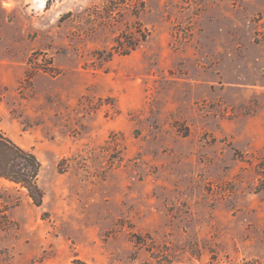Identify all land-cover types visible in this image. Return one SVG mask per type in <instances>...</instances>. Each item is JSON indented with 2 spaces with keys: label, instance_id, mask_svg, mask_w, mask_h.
Listing matches in <instances>:
<instances>
[{
  "label": "rangeland",
  "instance_id": "1",
  "mask_svg": "<svg viewBox=\"0 0 264 264\" xmlns=\"http://www.w3.org/2000/svg\"><path fill=\"white\" fill-rule=\"evenodd\" d=\"M0 264H264V0H0Z\"/></svg>",
  "mask_w": 264,
  "mask_h": 264
},
{
  "label": "trees",
  "instance_id": "2",
  "mask_svg": "<svg viewBox=\"0 0 264 264\" xmlns=\"http://www.w3.org/2000/svg\"><path fill=\"white\" fill-rule=\"evenodd\" d=\"M40 167L41 163L32 151L0 132V178L25 188L36 206L41 205L43 197V192L37 183ZM71 264L90 263L74 258Z\"/></svg>",
  "mask_w": 264,
  "mask_h": 264
}]
</instances>
